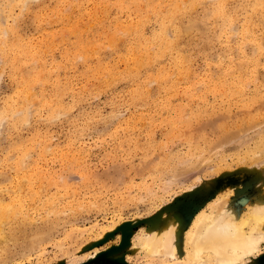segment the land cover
Segmentation results:
<instances>
[{"label": "rangeland", "instance_id": "374dc122", "mask_svg": "<svg viewBox=\"0 0 264 264\" xmlns=\"http://www.w3.org/2000/svg\"><path fill=\"white\" fill-rule=\"evenodd\" d=\"M261 160L264 0H0V264H175L146 219L242 212Z\"/></svg>", "mask_w": 264, "mask_h": 264}, {"label": "bare ground", "instance_id": "6f19581e", "mask_svg": "<svg viewBox=\"0 0 264 264\" xmlns=\"http://www.w3.org/2000/svg\"><path fill=\"white\" fill-rule=\"evenodd\" d=\"M261 172H264V168ZM223 199L218 196L200 209L186 230H182V221L178 216L161 213L159 217L146 219L147 224L142 228V234L135 236L132 250L147 258L166 259L175 264L253 263L264 248V194L247 205L242 212L235 210L227 199ZM6 211L4 212L7 213ZM2 215L0 222L5 217ZM161 219L163 221L159 223ZM1 223L0 233L3 231ZM104 234L105 231L96 236L94 241ZM1 237L5 239L3 234ZM99 251L94 250V254L86 259L95 258Z\"/></svg>", "mask_w": 264, "mask_h": 264}, {"label": "water", "instance_id": "95a60500", "mask_svg": "<svg viewBox=\"0 0 264 264\" xmlns=\"http://www.w3.org/2000/svg\"><path fill=\"white\" fill-rule=\"evenodd\" d=\"M259 264H264V255L260 257V262Z\"/></svg>", "mask_w": 264, "mask_h": 264}]
</instances>
